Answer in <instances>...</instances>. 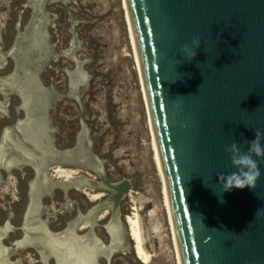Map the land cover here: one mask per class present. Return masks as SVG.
Here are the masks:
<instances>
[{"label": "water", "instance_id": "obj_1", "mask_svg": "<svg viewBox=\"0 0 264 264\" xmlns=\"http://www.w3.org/2000/svg\"><path fill=\"white\" fill-rule=\"evenodd\" d=\"M70 1H42L36 31L45 46L50 5ZM128 5L183 263L264 264V162L255 190L224 192L217 180L237 171L227 149L247 153L264 133V0ZM194 39L200 46L189 61L182 49ZM101 177L115 216L132 182Z\"/></svg>", "mask_w": 264, "mask_h": 264}, {"label": "flooded vegetation", "instance_id": "obj_2", "mask_svg": "<svg viewBox=\"0 0 264 264\" xmlns=\"http://www.w3.org/2000/svg\"><path fill=\"white\" fill-rule=\"evenodd\" d=\"M42 1L0 0V264H112L134 244L124 200L114 216L101 174L111 184L123 179H109L86 134L73 147L58 145L52 111L66 94L43 77L64 51H55L50 35L41 43Z\"/></svg>", "mask_w": 264, "mask_h": 264}, {"label": "rangeland", "instance_id": "obj_3", "mask_svg": "<svg viewBox=\"0 0 264 264\" xmlns=\"http://www.w3.org/2000/svg\"><path fill=\"white\" fill-rule=\"evenodd\" d=\"M49 18L54 49L64 51V58L53 62L43 77L46 86L66 94L52 111L58 145L73 147L77 136L86 134L92 154L107 161L109 179L131 180L123 214L126 222L139 214L146 250L153 255L148 263L139 259L131 237L134 251L118 253L112 264H181L126 1L52 4ZM25 192L24 186L22 196ZM50 203L46 197L44 206ZM13 207L19 215L21 207Z\"/></svg>", "mask_w": 264, "mask_h": 264}, {"label": "clouds", "instance_id": "obj_4", "mask_svg": "<svg viewBox=\"0 0 264 264\" xmlns=\"http://www.w3.org/2000/svg\"><path fill=\"white\" fill-rule=\"evenodd\" d=\"M193 47L184 46L182 52L187 60L192 61L197 56L200 46L198 39L193 40ZM264 133L257 131L255 139L249 142L247 153H241L236 144H232L227 151L230 154L232 166L237 171L230 175H218L217 180L224 192H231L233 189L243 190L245 188L255 190L257 182L261 179L262 173L258 161L264 162ZM221 203L224 201L221 200Z\"/></svg>", "mask_w": 264, "mask_h": 264}, {"label": "bare ground", "instance_id": "obj_5", "mask_svg": "<svg viewBox=\"0 0 264 264\" xmlns=\"http://www.w3.org/2000/svg\"><path fill=\"white\" fill-rule=\"evenodd\" d=\"M125 1H126V4H127V9H128V13H129V21H130V25H131V30L133 32V39H134V42H135V45H136L137 57H138L139 66H140L141 75H142V80H143V84H144V88H145V92H146L147 107H148V110H149V114H150V118H151V124H152V127H153L154 136H155V140H156V144H157V148H158L160 166H161V170H162V173H163V179H164V182H165L167 198L169 199L168 202H169V205H170L169 206L170 207V212H171L173 225H174V229H175V233H176V238H177V243H178V250H179V254H180L181 264H184L183 263V258H182V253H181V248H180V244H179V238H178V233H177V227H176L173 207H172V203H171V197H170L169 188H168L166 175H165V171H164L162 156H161L160 147H159V143H158V139H157V134H156V131H155V126H154V122H153V116H152L151 108H150V105H149L147 91H146V87H145L144 74H143V69H142V65H141V59H140V55H139L137 39H136L134 27H133V21H132V17H131V14H130L128 0H125ZM63 172L64 171H60V173H63ZM70 176L71 175L69 173H67V178L70 177ZM127 224L130 227L131 237H132V239L134 240V243H135V252H136L137 257L139 259H141L142 261L148 263L149 261H151L153 259V255L149 253L150 251L148 252L146 250L145 239H144V234H143V229H142V225H141L139 214L135 213L133 216L127 217Z\"/></svg>", "mask_w": 264, "mask_h": 264}]
</instances>
